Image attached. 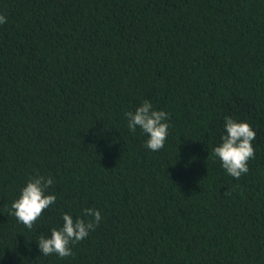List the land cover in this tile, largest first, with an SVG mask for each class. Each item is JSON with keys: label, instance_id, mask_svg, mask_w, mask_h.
<instances>
[{"label": "trees", "instance_id": "trees-1", "mask_svg": "<svg viewBox=\"0 0 264 264\" xmlns=\"http://www.w3.org/2000/svg\"><path fill=\"white\" fill-rule=\"evenodd\" d=\"M0 264H264V0H0ZM169 114L163 149L125 113ZM251 125L239 180L211 155ZM55 204L11 215L30 177ZM229 190L228 195H224ZM99 226L44 256L62 215Z\"/></svg>", "mask_w": 264, "mask_h": 264}, {"label": "clouds", "instance_id": "clouds-1", "mask_svg": "<svg viewBox=\"0 0 264 264\" xmlns=\"http://www.w3.org/2000/svg\"><path fill=\"white\" fill-rule=\"evenodd\" d=\"M7 23V19L0 14V25ZM127 127L135 133L137 127L147 136L145 147L153 152L163 149L168 136L169 114L162 110H155L150 101L145 100L135 111L125 113ZM225 134L221 136V143L214 146L211 155L218 158L223 169L234 179L239 180L248 173V161L255 157L252 141L256 133L251 125L244 121L237 122L231 117L224 118ZM53 184V179L43 175L30 177L21 189L19 198L11 205V215L26 228L32 229L34 223L44 210L55 204L56 196L48 194L47 189ZM229 190L224 193L228 195ZM87 219H73L69 214H63V225L59 229L50 230L51 236L41 235L38 239V249L44 256L57 255L59 258L73 256L71 245L84 240L94 231L102 220L101 213L95 208L84 209Z\"/></svg>", "mask_w": 264, "mask_h": 264}]
</instances>
